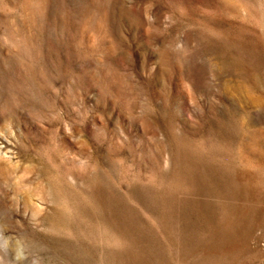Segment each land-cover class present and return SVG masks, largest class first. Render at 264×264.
<instances>
[{
    "label": "rangeland",
    "instance_id": "obj_1",
    "mask_svg": "<svg viewBox=\"0 0 264 264\" xmlns=\"http://www.w3.org/2000/svg\"><path fill=\"white\" fill-rule=\"evenodd\" d=\"M0 264H264V0H0Z\"/></svg>",
    "mask_w": 264,
    "mask_h": 264
}]
</instances>
